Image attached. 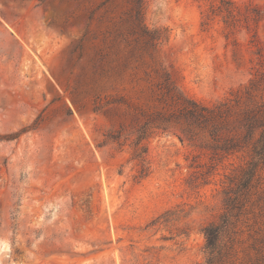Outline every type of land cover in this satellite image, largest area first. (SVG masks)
Here are the masks:
<instances>
[{
  "label": "rangeland",
  "instance_id": "obj_1",
  "mask_svg": "<svg viewBox=\"0 0 264 264\" xmlns=\"http://www.w3.org/2000/svg\"><path fill=\"white\" fill-rule=\"evenodd\" d=\"M231 1L226 23L220 0H144L141 21L134 0H0V264H204L246 153L154 130L138 178L133 141L162 69L203 103L264 81V0ZM230 246L264 264V165Z\"/></svg>",
  "mask_w": 264,
  "mask_h": 264
},
{
  "label": "trees",
  "instance_id": "obj_2",
  "mask_svg": "<svg viewBox=\"0 0 264 264\" xmlns=\"http://www.w3.org/2000/svg\"><path fill=\"white\" fill-rule=\"evenodd\" d=\"M220 2V11L226 13L224 22L227 23L229 17H235V7L231 0ZM143 5L144 0H134L139 21L143 19ZM164 34L165 31L154 30L150 40L166 38ZM159 77L160 100L166 108L151 114L135 131L133 159L138 160V178L149 172L146 149L140 143L154 130L174 132L181 142L208 155L212 163L236 153H246L244 166L230 180H236V188L226 192L223 213L217 221L206 224L202 229L206 252L204 264H228L237 217L264 165L263 76L254 75L246 85L231 90L226 97L212 103L186 96L164 69L159 72ZM197 166L202 167L200 164Z\"/></svg>",
  "mask_w": 264,
  "mask_h": 264
}]
</instances>
